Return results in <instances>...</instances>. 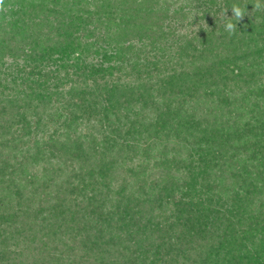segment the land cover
I'll list each match as a JSON object with an SVG mask.
<instances>
[{
	"label": "trees",
	"instance_id": "trees-1",
	"mask_svg": "<svg viewBox=\"0 0 264 264\" xmlns=\"http://www.w3.org/2000/svg\"><path fill=\"white\" fill-rule=\"evenodd\" d=\"M254 3L4 0L0 264H264Z\"/></svg>",
	"mask_w": 264,
	"mask_h": 264
},
{
	"label": "rangeland",
	"instance_id": "rangeland-1",
	"mask_svg": "<svg viewBox=\"0 0 264 264\" xmlns=\"http://www.w3.org/2000/svg\"><path fill=\"white\" fill-rule=\"evenodd\" d=\"M193 14H194V16L196 15V11L194 10L193 11ZM231 13H229V12H226V14L225 13H219L218 14V16H219V18H221V21H224V19H226L227 17H229V16H231L230 15ZM197 22V23H196ZM196 22H194L193 23V25H191V24H189V22L188 21H185L184 22V26H182L180 29H179V31H180V33H189V34H193L197 29H199V26L201 25H204V27H207V25H209L208 24V22L205 20H203V19H201V20H198V21H196ZM6 63H5V66H3V67H1V69H2V71H7V72H11V71H14L13 73H16V74H18L17 72V70L16 69H13V68H11V69H8V68H6V67H10L12 64H13V59L12 58H10V57H7L6 58ZM18 63L20 64V65H22V64H24V60L23 59H20L19 61H18ZM53 66L51 65V66H48L47 67V69L48 68H52ZM6 69H8V70H6ZM0 75H3V77L5 76L4 74H0ZM8 79H6L5 77V79L4 80H6V84L7 85H9L8 86V88L6 89V93H14V92H16V88H10V87H16V85L12 82V75H8V76H6ZM20 81H21V79H20V77H19V79H18V82L20 83ZM21 85V84H20ZM3 88V87H2Z\"/></svg>",
	"mask_w": 264,
	"mask_h": 264
},
{
	"label": "clouds",
	"instance_id": "clouds-1",
	"mask_svg": "<svg viewBox=\"0 0 264 264\" xmlns=\"http://www.w3.org/2000/svg\"><path fill=\"white\" fill-rule=\"evenodd\" d=\"M254 5V10H261L264 8L259 2V0H256V3ZM4 11V0H0V12ZM232 11V17L235 18L237 22H239L245 15H246V9L245 7H241L239 5L233 4L231 7ZM227 10H225L226 14ZM237 24L232 23L231 20H228L225 24V31L229 33V35H233L236 32Z\"/></svg>",
	"mask_w": 264,
	"mask_h": 264
}]
</instances>
